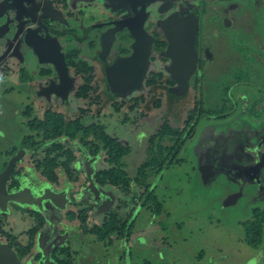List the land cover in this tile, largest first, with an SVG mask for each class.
<instances>
[{
  "label": "rangeland",
  "instance_id": "1",
  "mask_svg": "<svg viewBox=\"0 0 264 264\" xmlns=\"http://www.w3.org/2000/svg\"><path fill=\"white\" fill-rule=\"evenodd\" d=\"M92 1L96 5L93 20L102 19L99 0H82ZM186 5L192 10L199 5L202 8L200 39L206 42V63L200 69V86L194 80L188 81L186 91L176 94L173 89L177 84L169 71L171 60L156 49L150 50L148 69L137 91L112 95L102 71L95 67L92 89L85 97H75L76 88L83 84L78 77L69 99L62 104L33 99L32 116L40 121L45 111L52 110L62 114L66 123L79 120L83 127L102 128L130 149L121 161L129 175V189L123 192L110 186L103 188L112 196L110 208L103 212L104 218L95 211L87 213L86 220L91 227L114 216L119 225L127 223L126 231L110 235L108 251L99 245H77L79 235L75 233L66 239H70L73 249L77 248L78 255L91 258L90 264H264V224L256 249L246 244L243 231L246 223L260 221L264 216V0H186ZM214 17L223 19V25L213 24ZM228 22H232L231 28ZM61 43L66 51V40ZM123 48L124 51L113 49L112 56L129 54L128 47ZM5 78L15 79L13 71ZM9 88V83H0V170L26 137L37 146L26 152L18 166L20 182L29 185L45 181L38 178L34 165L43 159L49 144L39 147L40 134L30 132L29 120L15 112L21 110L23 96L16 91L5 93ZM200 99L202 106L193 110V100ZM190 114L193 131L174 162L147 179L162 205L158 215L151 214L143 205L144 188L135 183L136 171L146 158L148 140L164 123L182 129ZM80 139L81 133L74 140L55 141L73 155L70 176L59 169L58 185V189L66 190L73 205L67 203L64 209L51 205L40 188L29 195L31 199L38 196L29 205L44 219L40 239L48 249V231L55 235L58 227H79L77 219L72 221L66 213L76 215L75 204L84 199L80 191L90 153ZM84 141L98 148L94 172L109 169L101 142L93 136ZM58 161H65V157ZM204 169L210 170L206 178ZM13 203L9 201L6 206L18 212L8 214L3 227L11 226L15 231L31 227L34 221L26 215L22 219V209Z\"/></svg>",
  "mask_w": 264,
  "mask_h": 264
},
{
  "label": "flooded vegetation",
  "instance_id": "2",
  "mask_svg": "<svg viewBox=\"0 0 264 264\" xmlns=\"http://www.w3.org/2000/svg\"><path fill=\"white\" fill-rule=\"evenodd\" d=\"M11 2L12 0H0V4H10ZM99 2L104 9L102 11L101 7L98 8L103 14L102 19L95 18V20H93L94 16L92 12L96 8L94 7L96 6L95 1L82 2V0H15L17 8L8 9L0 16V83L7 82L10 84L9 90L4 91L5 93L8 92L9 94L16 91L17 94L23 96L24 102L20 104L21 110H16L15 112L21 115L23 119L29 120L27 129H29L30 132H37L40 134L42 144H40L39 147L46 144H49V147H51L52 144H56L55 141L57 139L62 138H57L53 142L44 141L42 132L30 127L34 121L42 122L48 112L55 113L52 110L45 111L43 115L44 119L41 121L38 117L32 116L34 112L33 104L35 103L33 99L62 104L69 99L74 90L76 78L79 77L83 80L84 84V77L87 76L80 72L81 66H85L87 69L91 70V80L95 67H98V70L102 71L105 83H107L106 70L110 68L118 58L128 57L131 54L133 39L129 35V32L123 29L115 34L114 41L107 54L102 55V35L114 28L112 24L114 21L126 19L131 16V13L128 10L114 12L111 4H107L102 0H99ZM142 2L146 13L143 29L151 37V52L157 49L159 54H163L167 50L168 41L164 30L171 29L172 33L176 35L177 33H181L180 35L183 38L186 34L192 32L191 27L196 29L193 45L197 59L196 68L193 74L190 75L188 81L190 83L194 80L196 86H200V69L204 63H206L204 59L206 56H203L205 53V46L203 45L206 42L200 39L201 19L199 13L202 10L200 5L197 9L192 10L190 6L186 5V0H143ZM90 20L91 22H88ZM212 23L223 25L224 20L214 17ZM230 23L232 22H228L229 28L232 27ZM64 39L68 44L66 51L62 49L61 40L63 41ZM200 40L203 42L202 44ZM116 47L121 51H124L123 47H128L129 54L122 53L113 57L112 50H115ZM60 59H62L66 66L68 77L71 81V89L66 96L58 95L52 90L60 83V75L55 64L59 62ZM10 71L14 73L15 79L13 80H7L5 78L7 74L9 75ZM32 82L35 84L33 85ZM29 83H32V87H30ZM90 84L89 86L91 87ZM79 87L75 90L76 98H82L76 96ZM202 104L203 102L201 99L193 100L192 109L195 110L197 105L202 106ZM55 114L62 115L60 113ZM184 127L182 129H184ZM19 145L16 151L12 150L13 153L11 155L9 154V160L3 162L4 165L2 164L3 167L0 170V174L3 173L12 157H14L17 152H22L21 158L14 163L12 172L5 185L7 195H18L0 204V206H4L3 210L0 209V246H4L11 250L20 264H83V261L85 264H90L91 258L88 256L84 259L81 254L78 255L79 251L77 248L73 249V244L70 243V239H66L75 233L79 235L77 245L81 243V246H91L92 248L93 246L99 245L107 251L110 248V233L105 235V221L101 224H93L91 227H88L86 223L87 213L99 211V207L109 200V195L103 191V188L106 186L102 187L96 183L95 174L97 172H94L92 168V165L97 161L98 157L90 155L86 158V163L84 164L85 181L82 183L84 185L81 187L82 190L80 191L81 193L83 192L84 199L80 198L75 204L78 207V213L76 215L72 212L66 213L71 216L72 221L77 219L79 227H58L56 230L58 235L56 233L53 235V231H48V234H50V239H48L51 241V247L48 249L45 247V241L40 239L44 228V219L39 212L29 205L33 203L38 196L31 199L29 196L30 192L32 190L37 191V188H40V190H49L57 194L62 193L66 198V203L62 209L66 207L67 203L69 206L73 205V203L70 197L68 198L65 189H58L60 182L59 169H62L61 167L55 169V182H51L44 177L42 171L38 169V165L42 163L45 155L40 162L34 165V169L39 173L38 178L44 179L45 181H40L38 183L32 181L29 185L20 182L19 177L21 176V171L18 169V166L23 162L26 152L31 151L37 145L26 137L21 139ZM90 160L93 161L90 162ZM88 163L91 169L90 175L87 174V169L85 170ZM28 172L31 173V171ZM68 176H70V174ZM42 182H47L48 186H45ZM91 185L96 187L98 196H95L90 191ZM44 192L45 191H43L42 196L46 198L47 195L45 196ZM88 192L90 194H88ZM88 196L89 200L87 199ZM9 201H15L12 205L22 209V219L24 215H26L34 221L31 227H27L21 231H15L14 227L11 226L3 227V221H6L8 214L18 212L6 206V203ZM48 201L53 205L50 200ZM20 202L22 203L20 204ZM18 204H20V206ZM111 204L112 203L108 204L106 210L110 208ZM104 211H99L101 214L99 213L97 216H103L102 214ZM80 215H84L83 224L79 219ZM99 233H104L102 239L99 237ZM63 236L65 239H62ZM42 246L43 249L41 250L40 248H42Z\"/></svg>",
  "mask_w": 264,
  "mask_h": 264
},
{
  "label": "trees",
  "instance_id": "3",
  "mask_svg": "<svg viewBox=\"0 0 264 264\" xmlns=\"http://www.w3.org/2000/svg\"><path fill=\"white\" fill-rule=\"evenodd\" d=\"M81 71L87 77H84V84L78 88L76 96L85 97L91 87V70L85 66H81ZM150 84V83H149ZM191 114L187 117L184 129L170 128L167 123H164L158 128L156 133L152 135L148 140V147L146 149V158L142 165L137 169L135 183L138 186L144 188V206L151 214H159L162 209V205L157 201L154 194L151 183L147 182V179H151L152 176L161 172L163 168H168L174 159L179 154L181 147L183 146L185 139L190 137L193 131V124ZM32 129H36L42 132L44 141L53 142L57 138L66 139L68 141L74 140L75 137L81 133V142L88 148L91 156H97V145L93 142H85L86 138L93 136L95 140H98L106 149L105 162L110 166L109 169L100 170L95 174L96 183L100 186H110L126 192L130 186L129 175L122 169V159L127 156L130 149L124 146L116 138L108 136L102 128L96 125H90L83 127L79 120H74L65 123L63 116L55 113L48 112L45 119L42 122L34 121L30 125ZM167 142L168 145H164ZM45 158L42 163L38 165V169L42 171V175L51 182H55L56 175L55 169L61 167L69 174V165L73 162V155L69 150H62V146L59 144H52L51 147L46 149ZM65 157V161H58L59 158ZM82 214V213H81ZM79 219L81 223H84V215H80ZM126 224L119 225L118 220L113 216L109 217L104 223L106 227V234L110 235L114 232L120 234L126 231ZM264 224V216L260 221L248 222L244 225V238L248 246L253 249L258 248L261 243L262 225ZM102 239L104 233L98 234Z\"/></svg>",
  "mask_w": 264,
  "mask_h": 264
},
{
  "label": "water",
  "instance_id": "4",
  "mask_svg": "<svg viewBox=\"0 0 264 264\" xmlns=\"http://www.w3.org/2000/svg\"><path fill=\"white\" fill-rule=\"evenodd\" d=\"M107 4L112 5L114 12L119 10H128L131 14L126 19H120L114 21L112 24L114 28L108 30L102 35L101 47L102 55H106L111 47L115 34L117 32L126 29L129 35L133 39L131 45V54L128 57L118 58L111 66L106 70V81L109 91L112 95L127 94L133 91H137L141 88L144 76L148 69V60L151 50V37L144 31L143 24L146 19L145 7L143 0H102ZM15 0H12L10 4H0V16L8 9H16ZM127 11V12H128ZM128 12V13H129ZM192 32H189L181 37V33H172L170 30H164L165 36L168 41L167 50L163 53L171 60L170 73L172 79L176 82L177 87L174 88L176 94H183L187 89V83L190 75L196 68V54L193 49L194 37L196 29L191 27ZM189 37V39H188ZM188 39V40H187ZM40 54V53H39ZM57 71L60 75V83L56 88H53V92L66 96L71 89V81L68 77V71L64 65L62 59L55 63ZM22 156V152L19 151L8 163L6 169L0 174V204L6 200L15 198L18 194L7 195L5 191V185L12 172L13 165ZM93 160H90L92 162ZM205 178L210 175L209 169H204ZM201 170V173L203 172ZM87 174H91L89 163L87 164ZM203 176V173H202ZM90 191L98 196L96 187L90 186ZM45 196L56 207L63 208L66 203V198L62 193H54L49 190H45ZM109 200L104 202L99 207V211L106 210L109 203H112V196H108ZM235 198L226 202V205L232 203ZM0 264H20L15 254L4 246H0Z\"/></svg>",
  "mask_w": 264,
  "mask_h": 264
}]
</instances>
